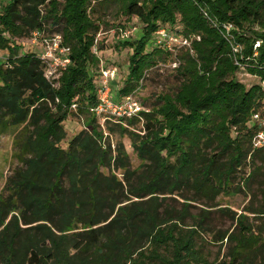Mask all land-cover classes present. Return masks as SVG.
<instances>
[{
  "label": "trees",
  "instance_id": "obj_1",
  "mask_svg": "<svg viewBox=\"0 0 264 264\" xmlns=\"http://www.w3.org/2000/svg\"><path fill=\"white\" fill-rule=\"evenodd\" d=\"M93 1L142 25L119 43L132 54L115 101L173 57L171 37L194 38V55L176 59L180 90L159 97L157 110L104 124L92 112L100 62ZM47 16L63 23L70 49L59 89L47 61L14 57L20 48L11 46L44 32ZM7 48L0 137H13L18 164L0 194V264H264V148L253 145L263 129L254 116L264 107V0H1L0 50ZM241 68L260 84L247 88ZM73 105L88 129L69 140ZM243 192L252 199L240 214L219 204ZM217 214L232 228L214 231ZM211 245H220L214 260L204 251Z\"/></svg>",
  "mask_w": 264,
  "mask_h": 264
},
{
  "label": "rangeland",
  "instance_id": "obj_2",
  "mask_svg": "<svg viewBox=\"0 0 264 264\" xmlns=\"http://www.w3.org/2000/svg\"><path fill=\"white\" fill-rule=\"evenodd\" d=\"M61 4L64 3V0H56ZM96 6V13L91 14L94 20L100 19L99 21H95L99 26L98 32L95 34L94 39V47L93 53L98 58L99 65L96 66L93 70L96 74V79H98V84L102 79V72L106 69L114 68L117 71L116 78L112 79V89L114 95L117 92L116 87H123L125 80L128 78V60L129 54H132L130 50H119L120 41L122 40H134V36H136V30L140 31L142 25L138 22L134 17L128 20L126 17H122L119 13V9L116 5H111L109 7H102L96 4V1H93L92 7ZM62 8V6L60 7ZM44 15L47 14L46 8L43 12ZM49 16V15H48ZM47 16V23L44 32L38 34L37 38L33 35L30 39L27 40H19L17 39L14 43L11 44L12 47L19 46L20 49L15 53L14 57H23L26 54H35L38 56L44 55L47 53L49 49V44L53 43V40L57 36H61L63 32V23L58 25H54L53 20H50ZM262 26L258 25L252 28L254 31H261ZM135 32V33H134ZM132 37V38H131ZM194 38L188 40V44L185 45L184 42L183 47H179L177 49H173V57L167 59L165 61H161L158 66L149 70L146 73L145 79L142 81L140 85V89L135 92L134 95L136 99H139L142 102V106L144 110L142 112H152L158 109L161 106L159 103V97L164 95L175 96L182 86V79L178 78V68L180 66V61L177 62L176 59H179L183 53H190L194 55V51L192 49ZM35 41V42H34ZM176 45H179L176 43ZM258 45V44H257ZM151 49V47L149 48ZM239 49L237 48L236 51ZM178 55V57L176 56ZM11 56L10 49L0 50V60L6 62L8 58ZM62 56V55H61ZM177 64V66L175 65ZM64 71L59 74L53 80V83L57 89L60 88V79L63 75ZM237 78L240 82L244 83L247 88H250L253 85L260 84L259 78L252 76L248 73V71L244 68H241L240 72L237 74ZM263 84V83H262ZM116 86V87H115ZM113 97V93H112ZM77 107L74 105L70 109V113L74 112L75 115H71L68 121L64 124L65 129L68 134V139L71 140L75 135H77L80 131L87 128V120L86 117L82 114H78ZM261 121H264V107L260 111ZM104 124V123H102ZM104 126V125H101ZM105 128V127H104ZM140 130V128H138ZM117 137L113 138V143L116 141ZM127 147L132 154V150L130 148V142L128 139L124 140ZM133 162L135 166H138V161L134 155H132ZM17 161L14 159V145H13V137L10 135H3L0 137V194L2 193L4 186L8 177L12 174L13 170L17 167ZM250 199H252L251 194L247 192H243L237 195L231 196H222L219 199V204L222 207H230L232 210L239 212V214L243 211V209L249 204ZM262 202V201H261ZM258 203V202H257ZM259 204V203H258ZM194 212H198V209L194 210ZM251 222L255 220L253 216H251ZM256 224V222H254ZM212 229L216 232L226 231L232 228L233 222L221 214H217L213 218ZM208 240H211L209 236H207ZM220 245H211L204 248V251L211 252V260H214L218 257ZM226 247L221 250V254L226 253Z\"/></svg>",
  "mask_w": 264,
  "mask_h": 264
},
{
  "label": "built area",
  "instance_id": "obj_3",
  "mask_svg": "<svg viewBox=\"0 0 264 264\" xmlns=\"http://www.w3.org/2000/svg\"><path fill=\"white\" fill-rule=\"evenodd\" d=\"M34 36L36 39L38 33L34 34ZM157 37L166 39L168 34L166 30H160L157 33ZM184 42H186L185 45H187L188 39L182 37H171L168 44L176 45V43H178L179 45L177 46L183 47ZM69 55L70 49L63 45L62 36H57L53 40V43L49 44L47 53L40 56L41 59L48 62V68L46 72L48 80L53 82V80L67 68V66L70 64ZM175 65L177 66L176 63ZM116 76L117 71L115 68L106 69L102 72V79L99 82V89L97 92L99 103L98 106L92 110V112L101 119L102 123H104L105 120H112L114 118L132 119L133 117L140 115V113H142L144 110L142 102L139 99H136L134 95L125 96L120 101H115L113 99V89L111 87V83L112 79L116 78ZM74 107L76 108V105H74ZM254 120L260 122L263 129L260 130L254 137L253 145L256 149L264 148V121H261L259 114L254 116Z\"/></svg>",
  "mask_w": 264,
  "mask_h": 264
}]
</instances>
